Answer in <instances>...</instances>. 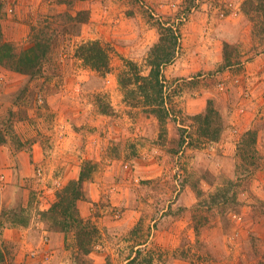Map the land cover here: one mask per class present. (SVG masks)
Wrapping results in <instances>:
<instances>
[{
    "label": "rangeland",
    "instance_id": "1",
    "mask_svg": "<svg viewBox=\"0 0 264 264\" xmlns=\"http://www.w3.org/2000/svg\"><path fill=\"white\" fill-rule=\"evenodd\" d=\"M24 1L1 0L0 43L58 31L40 74L0 64V235L27 231L2 264H264L263 0ZM160 23L180 34L162 122L146 97L160 95L120 82L129 60L150 74ZM89 41L110 50L109 74L77 57ZM208 109L215 141L194 118ZM83 169L90 224L66 230L65 188Z\"/></svg>",
    "mask_w": 264,
    "mask_h": 264
},
{
    "label": "trees",
    "instance_id": "2",
    "mask_svg": "<svg viewBox=\"0 0 264 264\" xmlns=\"http://www.w3.org/2000/svg\"><path fill=\"white\" fill-rule=\"evenodd\" d=\"M256 6L255 18H257L258 13L261 12L264 17V0L261 4H257ZM251 7L253 8V6ZM159 26L161 35L160 41L151 48L148 57V63L151 68L150 74H142L138 65L129 60L126 62V68L129 71H125V73L121 75L120 82L125 87L132 84L139 85V88L141 87L146 94L150 91L160 95V100L159 98L151 99V94L146 95V97L152 113L162 122L164 118L170 116L168 108L166 107V101L163 97L164 83L161 79L162 69L176 58L180 45V34L178 30L174 29L172 26L163 25V23H160ZM44 29L50 28L46 26ZM44 29L40 31L41 35L33 37L29 47L20 50H16L14 45L10 43H0V64L23 75L35 76L40 74L39 70L51 53L53 47L52 43L58 31L54 30L52 34L49 35V32H45ZM256 32L263 33L264 27L255 24V33ZM77 57L83 62L85 67L102 73L103 76L111 72L110 50L100 41H89L82 44L78 49ZM217 115L219 114L216 110L208 109L207 113L194 117L196 120L204 121L205 128L201 130L203 131V135L212 141L219 139L223 131V129H219V127H213V118L217 117ZM246 135L251 137V142H253L255 146L257 142L256 131L250 130ZM87 179V175L84 173L83 169L79 179L70 182L69 188L68 186L65 188V192L69 190L68 195L64 197L67 212H69L66 220V230H70L73 223L77 224L78 227L83 224L84 230L87 225L86 223L90 222H86L80 218L77 208L78 201L81 200L82 197V193L79 189H81L83 183ZM83 252L87 254L89 251L84 250Z\"/></svg>",
    "mask_w": 264,
    "mask_h": 264
},
{
    "label": "crops",
    "instance_id": "3",
    "mask_svg": "<svg viewBox=\"0 0 264 264\" xmlns=\"http://www.w3.org/2000/svg\"><path fill=\"white\" fill-rule=\"evenodd\" d=\"M32 1L33 0H25L24 3H30ZM2 12H3V5H2V2L0 0V19H1ZM20 76H22V75H20ZM258 88H260V87H258ZM256 90H257V93L261 94V90H258V89H256ZM261 97H263V98H261V100H259V102H264V95L261 96ZM252 124L249 123V126H248V123L247 124H243L245 126V130L250 129L251 126H252ZM263 125L264 124H261L260 126L263 127ZM239 127L241 129V125H239ZM242 129H243V127H242ZM261 136H262V134L259 135V139L263 138V136L262 137ZM37 150H38V146H35V153L37 152ZM4 203H5V205L12 204L10 201H5ZM14 205L15 204H13V206ZM16 205H17V203H16ZM3 218L5 219V216ZM0 219H1V217H0ZM7 221H9V218L8 217H7ZM6 224H7V226H6V229L4 230L5 232H4L3 236L0 235V264H2L4 247L11 248L14 245H22V243H23V240H22L23 239V236L26 237V234H27V231L25 229H23V228L15 227L11 223H6ZM57 235H58V237L60 236L59 234H57ZM50 236H51L50 237V241H51V239H55L56 238V235L54 233H51ZM50 246L52 247L53 245L50 243ZM53 247H55V246H53Z\"/></svg>",
    "mask_w": 264,
    "mask_h": 264
},
{
    "label": "built area",
    "instance_id": "4",
    "mask_svg": "<svg viewBox=\"0 0 264 264\" xmlns=\"http://www.w3.org/2000/svg\"><path fill=\"white\" fill-rule=\"evenodd\" d=\"M4 181H5L4 174H0V193H1V190H2V187H3V184H4Z\"/></svg>",
    "mask_w": 264,
    "mask_h": 264
}]
</instances>
